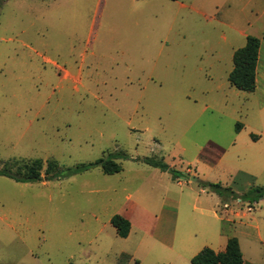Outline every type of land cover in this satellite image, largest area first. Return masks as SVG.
Listing matches in <instances>:
<instances>
[{
	"label": "rangeland",
	"instance_id": "obj_1",
	"mask_svg": "<svg viewBox=\"0 0 264 264\" xmlns=\"http://www.w3.org/2000/svg\"><path fill=\"white\" fill-rule=\"evenodd\" d=\"M248 35L254 94L229 82ZM263 107L264 0H0V169L43 162L39 182L0 176V264H191L227 236L264 264V198H244L264 187ZM115 155L121 173L48 179Z\"/></svg>",
	"mask_w": 264,
	"mask_h": 264
},
{
	"label": "trees",
	"instance_id": "obj_2",
	"mask_svg": "<svg viewBox=\"0 0 264 264\" xmlns=\"http://www.w3.org/2000/svg\"><path fill=\"white\" fill-rule=\"evenodd\" d=\"M179 1V0H170ZM261 47V39L255 36H248L246 45L237 49L233 55V70L229 74V82L237 90L253 93L256 90L257 66L259 61V52ZM241 126H238V130ZM119 156H108L100 159L96 163L82 165L75 169H69L62 172L55 162H49L47 168L48 179H60L62 177L75 175L92 170L95 167H100L103 173L113 175L121 173L123 168L117 162ZM143 163L159 169L163 172H169L174 179H179L178 173L171 169L163 160L156 158H145ZM12 166L16 168L15 174L11 172V166L0 169L1 177L12 178L19 183H33L43 180L41 175L43 162L40 160L27 162L21 161ZM203 186L209 188L212 192L220 197L232 198L237 200L238 195L231 189L223 187L221 184L204 183ZM244 198L251 200V203L264 198V187H256L251 189L244 195ZM112 226L116 229L117 234L121 238H128L131 232L132 224L123 215H115L111 219ZM191 264H245L240 242L237 237H232L228 240L227 247L223 252H216L213 249L206 247L193 257Z\"/></svg>",
	"mask_w": 264,
	"mask_h": 264
},
{
	"label": "crops",
	"instance_id": "obj_3",
	"mask_svg": "<svg viewBox=\"0 0 264 264\" xmlns=\"http://www.w3.org/2000/svg\"><path fill=\"white\" fill-rule=\"evenodd\" d=\"M248 36H252V35H248ZM248 36H246V37H248ZM256 37V36H255ZM246 41H247V38H246ZM246 45V44H245ZM262 47H263V43H262V40H261V47H260V52H259V61H258V66H257V78H256V90H255V92H253L252 94H254V93H257V91L259 90V83H260V70H261V58H262ZM236 51V50H235ZM234 51V52H235ZM234 55V54H233ZM262 110H264V107H263V109ZM242 128V127H241ZM253 138L254 139H257L258 137L257 136H253ZM125 217V216H124ZM126 218V217H125ZM129 220V219H128ZM230 238H232V237H229V236H227V238L224 240V242H223V247H222V249L221 250H219V251H216V252H223V251H225V249H226V247H227V243H228V240L230 239ZM239 242H240V240H239ZM240 246H241V250H242V253H243V257H244V261L246 260V257H245V254H244V250H243V247H242V243L240 242ZM215 251V250H214ZM245 264H247L246 263V261H245Z\"/></svg>",
	"mask_w": 264,
	"mask_h": 264
},
{
	"label": "water",
	"instance_id": "obj_4",
	"mask_svg": "<svg viewBox=\"0 0 264 264\" xmlns=\"http://www.w3.org/2000/svg\"><path fill=\"white\" fill-rule=\"evenodd\" d=\"M192 180H193V181H197V179H196V178H192Z\"/></svg>",
	"mask_w": 264,
	"mask_h": 264
}]
</instances>
